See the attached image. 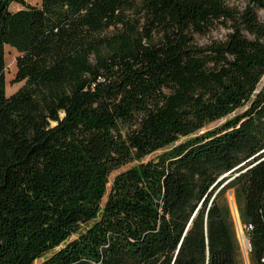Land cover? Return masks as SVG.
<instances>
[{
	"label": "trees",
	"instance_id": "trees-1",
	"mask_svg": "<svg viewBox=\"0 0 264 264\" xmlns=\"http://www.w3.org/2000/svg\"><path fill=\"white\" fill-rule=\"evenodd\" d=\"M258 11L264 0H0V264H237L230 189L249 263L264 264ZM5 46L24 82L9 97Z\"/></svg>",
	"mask_w": 264,
	"mask_h": 264
},
{
	"label": "rangeland",
	"instance_id": "rangeland-1",
	"mask_svg": "<svg viewBox=\"0 0 264 264\" xmlns=\"http://www.w3.org/2000/svg\"><path fill=\"white\" fill-rule=\"evenodd\" d=\"M24 1H25L26 4H28L30 6H36V7L40 6V0H24ZM227 3L230 6L242 7L243 4H244V0H227ZM21 8H22L21 5L16 4V3H11L10 6H9V10L11 12H16L17 10H19ZM258 18H259V20L261 22H264V12L263 11H258ZM223 34H224L223 30L214 31L213 33H211L208 36V38H211V37H213V38H221V36ZM206 38L207 37H199L198 41L199 42H204L206 40ZM17 56H18V53H17V51L14 48H11L9 46H5L4 47V59H5L4 84H5V95L7 97H9L12 94L16 93L24 85V82H15V75H16V65H15V63H16ZM243 110H244V108L243 109H239V110L235 111L233 114L229 115L226 119H221L219 121H216V122H213V123L207 125L206 128L203 129L200 133L204 132L205 130H212V129L220 127L227 119H230V118L234 117L235 115H238V114L242 113ZM185 140H186L185 138H182V139H180L179 142H183ZM161 153H162V151L155 152V153L147 156L146 158H144L142 160V162H147L149 160L155 159ZM134 165H137V163L128 164V165L124 166L123 168H121L118 172L126 170L129 167H132ZM118 172L113 173L109 177V183L107 185L108 188L110 186V183H111L112 179L114 178V176ZM229 180H231V179H229ZM230 196H232L233 199H234V203H235V206L237 208L238 215H239V221H240V224H241L240 209H239V206L236 203V200L234 198L233 190L232 189L228 190L226 192V198H227V201H228V205H229V208H230V213H231V216H232V219H233V223H234L236 237H237L238 244H239V247H240L239 255L237 257V264H250L249 263V257H248L249 247L244 246L242 241L240 240L238 226H237V223H236V219H235V217H234V215L232 213V208H231V205H230ZM105 200H106V195L103 198V202ZM241 228H242V231H243V234H244L245 238L247 239L246 230H245V227L242 224H241ZM37 263L38 262H35V264H37Z\"/></svg>",
	"mask_w": 264,
	"mask_h": 264
},
{
	"label": "bare ground",
	"instance_id": "bare-ground-1",
	"mask_svg": "<svg viewBox=\"0 0 264 264\" xmlns=\"http://www.w3.org/2000/svg\"><path fill=\"white\" fill-rule=\"evenodd\" d=\"M230 205H231V208H232V213H233V215H234V217L236 219L240 240L242 241L244 246L248 247V241H247V239L245 238V236L243 234V231H242V228H241V224H240V221H239V215H238V212H237V208L235 206L234 199H233L232 196H230Z\"/></svg>",
	"mask_w": 264,
	"mask_h": 264
},
{
	"label": "water",
	"instance_id": "water-1",
	"mask_svg": "<svg viewBox=\"0 0 264 264\" xmlns=\"http://www.w3.org/2000/svg\"><path fill=\"white\" fill-rule=\"evenodd\" d=\"M248 241V240H247ZM248 247L250 248L249 241H248Z\"/></svg>",
	"mask_w": 264,
	"mask_h": 264
}]
</instances>
